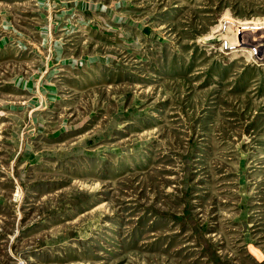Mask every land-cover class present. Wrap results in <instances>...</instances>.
<instances>
[{
  "label": "rangeland",
  "instance_id": "obj_1",
  "mask_svg": "<svg viewBox=\"0 0 264 264\" xmlns=\"http://www.w3.org/2000/svg\"><path fill=\"white\" fill-rule=\"evenodd\" d=\"M263 25L0 0V264H264Z\"/></svg>",
  "mask_w": 264,
  "mask_h": 264
},
{
  "label": "bare ground",
  "instance_id": "obj_2",
  "mask_svg": "<svg viewBox=\"0 0 264 264\" xmlns=\"http://www.w3.org/2000/svg\"><path fill=\"white\" fill-rule=\"evenodd\" d=\"M264 26V25H263ZM254 28V27H253ZM240 30V29H239ZM254 30V29H253ZM255 31H256V28H255ZM261 31V30H260ZM240 32V31H239ZM245 32V31H244ZM258 32V31H257ZM241 35V34H240ZM238 36V35H237ZM250 36V35H249ZM241 37V36H240ZM246 38V37H245ZM244 38V39H245ZM247 39V38H246ZM248 40V39H247ZM256 41V40H255ZM247 42V41H246ZM254 42V41H253ZM237 43H238V40H237ZM256 44V43H255ZM249 46H252V47H256V45H254L253 43H250V44H248ZM252 51H253V49H252ZM254 55V54H253ZM248 56V55H247ZM250 58V57H249ZM257 62V61H256Z\"/></svg>",
  "mask_w": 264,
  "mask_h": 264
}]
</instances>
